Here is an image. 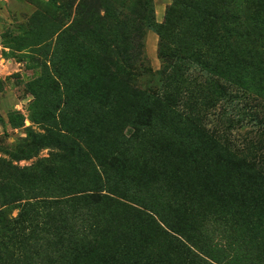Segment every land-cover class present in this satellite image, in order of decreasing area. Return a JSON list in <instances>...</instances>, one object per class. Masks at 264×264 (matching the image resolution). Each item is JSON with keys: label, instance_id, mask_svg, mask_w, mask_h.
Returning <instances> with one entry per match:
<instances>
[{"label": "trees", "instance_id": "obj_1", "mask_svg": "<svg viewBox=\"0 0 264 264\" xmlns=\"http://www.w3.org/2000/svg\"><path fill=\"white\" fill-rule=\"evenodd\" d=\"M172 10L197 19L200 42L186 52L168 53L161 39L162 54L169 61L164 67L169 82L162 89L137 85L140 73L135 65L145 69L146 61L139 34L123 49L128 71L114 66L110 49L94 54L97 63L92 62L121 88L118 102L107 106L110 121L104 128L130 124L151 143L137 172H125L124 177L112 169L111 160L107 169L97 166L103 191L147 202L144 227L131 230L116 221L105 229L91 221L80 202L107 199L93 190L89 196L57 204L34 226L43 235L41 254L33 252L35 239L24 243L28 255L6 253L7 247L14 250L27 240L22 241L26 234L17 222L1 219L0 264H264L259 251L264 245V127L253 133L260 136L258 141L252 136L240 141L221 131L214 113L221 100L212 88L215 81L206 77L217 72L227 78L230 84L222 93L235 89L234 99L245 117L264 124L257 113L261 107L264 115V0H175L167 12ZM189 58L193 75L178 70ZM243 70L251 75L242 84L247 74ZM172 77L177 79L170 84ZM192 133L202 135V141L192 142ZM118 153L124 162L127 154L120 148ZM173 156L180 161L173 163ZM56 236L65 247L55 246ZM73 238L85 246L71 248Z\"/></svg>", "mask_w": 264, "mask_h": 264}, {"label": "rangeland", "instance_id": "obj_2", "mask_svg": "<svg viewBox=\"0 0 264 264\" xmlns=\"http://www.w3.org/2000/svg\"><path fill=\"white\" fill-rule=\"evenodd\" d=\"M174 1L0 0V220L17 222L26 234L23 244L36 240V254H41L43 235L34 226L47 211L65 200L89 196L93 190L107 199L97 204L87 198L80 202L91 221L100 222L105 229L116 221L131 230L144 227L147 202L103 191L97 166L107 169L111 160L112 169L124 177L125 172H137L151 143L141 133L135 134L130 124L113 127V131L104 128L110 121L107 106L118 102L121 88L92 62L97 63L94 54L110 49L108 57L114 66L128 71L123 49L130 46L132 35L139 34L147 70L135 65V72L140 73L137 85L152 91L162 89L169 82L164 70L169 61L162 54L161 39L164 37L168 53L173 49L186 52L200 42L196 18L182 10L167 12ZM190 62V58L184 59L178 70L192 74L195 70L190 71ZM243 72L247 74L242 84L250 74ZM209 76L221 100L214 112L216 124L223 126L221 131L240 141L251 136L258 141L260 136L253 133L264 127L263 122L245 117L234 99L235 89L222 93L230 84L227 78L217 72ZM176 79L170 78V84ZM260 108L258 119L264 120ZM190 139L198 143L203 138L192 133ZM260 140L264 143V134ZM119 148L127 154L124 162ZM179 161L173 156V163ZM61 239L56 236L52 242L65 247ZM69 244L77 249L85 246L76 238ZM10 251L31 252L25 244L15 245L14 250L7 247L6 253ZM259 251L262 256L264 245ZM259 251L253 254L258 256Z\"/></svg>", "mask_w": 264, "mask_h": 264}]
</instances>
